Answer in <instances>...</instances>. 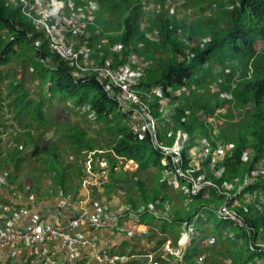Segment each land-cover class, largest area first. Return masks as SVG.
I'll use <instances>...</instances> for the list:
<instances>
[{"label":"trees","instance_id":"16d2710c","mask_svg":"<svg viewBox=\"0 0 264 264\" xmlns=\"http://www.w3.org/2000/svg\"><path fill=\"white\" fill-rule=\"evenodd\" d=\"M3 1L0 0V187L15 184L24 188L23 181L17 182L18 176L11 171L10 162L19 168L28 160L31 145L35 147L33 158L46 166L42 168L53 182L47 193L69 199L83 182L70 187L68 169L76 162L89 164L87 155L94 154L90 169L105 171L99 177L105 191L93 185V196L98 200L105 195L109 200L116 189L127 192L124 201L130 207L128 217L132 218V211L138 213V221L150 226L145 235L157 242L146 253L154 252V258L165 255L164 245L170 238L177 244L183 221L191 219L202 234L188 245L180 264H264V250L248 249L250 239L263 237L264 233V0H184L185 6L192 2L198 6L197 15L173 3L168 5L166 0H92L96 9L78 0L93 16L86 30L94 37L89 42L85 34L71 35L77 41L76 50L87 45L83 59L93 57V65L106 64L107 59L118 68L129 62L132 51L137 54L144 63V72L135 91L157 118L169 111V123L183 128L188 135L183 149L184 172L199 179L202 171H212L207 178L216 186L196 193H186L183 188L189 178L180 177L179 187L169 181L177 168L173 160H165V153L153 146L149 134L141 137L131 130L126 120L129 114L105 91L94 71L86 78L76 75L38 21L24 12V1L9 0L14 8H7ZM142 23L147 25L145 32L141 30ZM109 25L115 26L116 34ZM104 31L111 33L108 38L112 45L107 42L108 46L99 48L94 45V33L98 38ZM27 63L32 65L30 80L38 83L40 92H33L27 79L16 76L17 70L12 69L15 65L25 68ZM154 88H160L162 95L153 92ZM55 100L60 102L63 118L56 116ZM14 118L28 129L23 133L30 139L22 140V132L16 136L13 130L16 147L12 150L3 143ZM55 126L62 133L61 140L43 144L41 139ZM91 130L97 133L95 138ZM197 138L208 143L206 152L198 146ZM162 140L170 146L175 142L171 136L162 135ZM104 145L110 147L106 153L101 151ZM192 147L202 156L198 168L187 160L186 153ZM220 147L225 148L226 155L215 160ZM5 150L10 152L8 156L3 155ZM247 152L253 157L244 162ZM102 155L107 165L100 170L96 162ZM131 160L138 164L136 170L125 167ZM76 168L77 176L83 179V168ZM259 168L260 173L252 175L251 183L236 199L248 207L234 206L246 226L220 215L218 207L228 200L225 182L235 183L236 178ZM35 180L40 185L38 175ZM235 185L231 193L238 191L239 184ZM141 206L145 209L141 210ZM210 236L215 237L213 243L208 241ZM108 249L105 250L112 255ZM128 256L129 260L112 264H147L149 259Z\"/></svg>","mask_w":264,"mask_h":264},{"label":"built area","instance_id":"2783aa9c","mask_svg":"<svg viewBox=\"0 0 264 264\" xmlns=\"http://www.w3.org/2000/svg\"><path fill=\"white\" fill-rule=\"evenodd\" d=\"M12 2H18L19 0H11ZM25 2L24 12L35 18L41 25L43 30L51 37L54 43L57 53L63 60H67L71 63V66L76 70V75L81 78H86L92 71L95 72V76L104 86L105 91L113 97L119 104V106L128 115L127 121L134 133H138L141 137H149L153 143V146L165 153L167 160L169 157L173 160L176 168V172L171 174L169 181L180 186V177L189 178V184L184 186L186 193L198 192L201 189L209 186H216L214 182L207 178L208 173L212 171H202L200 178L195 179L187 175L184 170V156L183 149L185 148L188 140V135L181 127H175L169 120V116L166 115L162 118H157L154 113L149 109L146 102L141 98L140 94L135 91L134 86L141 77V72L134 70L130 66H123L122 68H116L110 65L109 61L106 64L93 65V60L83 59L82 53L87 51V46H82L79 51L76 50V43L70 38L71 35H83L86 31L87 24L93 19V16L88 15L86 12L87 7L76 6L73 0H22ZM90 4L92 9H96L97 5L92 0H82ZM143 30V28H142ZM107 43V42H105ZM115 50H118L117 46ZM192 54H188L190 60ZM136 60V58H135ZM157 95H162L160 88H154ZM71 107H75L71 104ZM84 114H87V107L83 108ZM163 124L171 125L174 127L167 134L160 131V127ZM162 135L169 138L174 137L175 142L172 146L167 145L162 140ZM199 147L203 148V151L208 150V143L202 138L196 140ZM221 150L214 154L215 160H220L225 157L226 150L224 147H220ZM199 150V149H198ZM195 157L198 160H192V155L187 154V160L190 165L198 168L201 165L202 156L196 151ZM193 155V156H194ZM252 154L245 153L243 159L244 162H248ZM214 170V169H212ZM220 169L219 172H222ZM260 173V168L250 172H246L244 176L236 178V182H225L224 188L228 190L227 201L222 203L218 207V213L223 217L238 223L240 226H246L243 219L240 217L239 212L234 207L235 205L247 208V203L236 200L238 195L241 194L244 186L249 185L254 178ZM253 175V176H252ZM173 176V180H172ZM218 176V175H217ZM236 183L239 184L238 191L231 193L232 189L236 188ZM101 184V181H100ZM128 205L120 204L114 206L111 203H100L95 210L86 217L73 216V218L64 221L57 222L55 218L51 216L38 217L35 222L21 226L15 219H10L5 225L0 227V252L6 246H15L19 242L26 244L37 245L42 242H46L50 238L65 239V243L75 247H85L88 245H97L99 240L95 234L88 233L86 230H80V226L84 221L94 226L95 229H100L104 226L111 225L114 221L121 218L128 212ZM141 210L145 209V206L140 207ZM134 217H138L139 214L135 211L131 212ZM198 214L197 216H199ZM131 230L147 232L148 228H142L138 223H131ZM201 231L196 227L194 220L186 219L183 221L180 238L177 244L172 241H168L164 245L165 255L183 256L188 245L191 244L195 237L201 236ZM210 243L215 241V237L210 236L208 238ZM248 249L261 251L264 250V233L263 237H254L249 241ZM148 257L153 260L154 252L147 253ZM106 259L112 261L122 259L120 255H110L108 252L104 256Z\"/></svg>","mask_w":264,"mask_h":264},{"label":"crops","instance_id":"0c3cea01","mask_svg":"<svg viewBox=\"0 0 264 264\" xmlns=\"http://www.w3.org/2000/svg\"><path fill=\"white\" fill-rule=\"evenodd\" d=\"M81 6L86 7L84 3ZM146 27L147 25L142 23L141 30L143 28L142 31L145 32ZM84 34L89 38L88 41L92 42L91 39L94 36L88 30H86ZM94 35V45L98 46L101 42L100 40L104 37L97 38L96 33H94ZM73 40L77 45V41L75 39ZM90 51L94 52V50ZM138 59L139 57L137 54L132 51L130 53L129 62L120 67L130 66L134 70L142 73L144 72V63L139 66L137 64ZM89 60L95 61L93 57H90ZM98 63L100 62L98 61ZM11 149L13 150L14 147ZM131 161L135 163L133 160ZM103 172L105 173V171ZM103 172L100 173L104 175ZM99 177H101V175ZM29 186L31 187L32 183H30ZM47 188L49 187L47 186L46 190H43L41 187L42 191H44L43 195L38 194L36 199H32L29 194H27L25 186L23 189H18L14 184L5 188L0 187V227L5 225L10 219L17 220L18 224L24 227L35 222L38 217L51 216L55 218L57 222L67 221L75 215L86 217L91 214L100 203H108L109 201L105 195L101 199H106L107 201L96 200L91 195L77 196L75 194L67 199L63 196L58 197L53 194H48L47 192L49 190H47ZM100 191L104 192V187L101 186ZM112 198L113 200L116 199V197ZM119 204L114 203L113 205L117 206ZM124 204L128 205L125 201ZM129 208L128 205L127 209ZM138 217L134 218L132 215L130 219L127 212L111 225L104 226L100 229H95L94 226L84 221L80 226V230H86L88 233L95 234L99 240L97 245L75 247L66 244L65 239L60 237L50 238L46 242L37 245L19 242L15 246H6L0 252V264H112V261L104 257L107 252L105 250L106 248H109L108 250L113 252L112 255H120L122 259L129 260L131 257L128 256L129 254L140 258H146L148 255L145 250L153 248L157 242L150 240V238L145 235V233L150 230V226L146 223L139 222ZM133 222L140 224L142 228H148V231L143 232L136 230L137 232H135L131 230L130 225ZM135 233H137L136 237H134ZM168 241H172V238ZM134 250H136V252L133 253ZM181 257L162 255V257L153 258V260L148 257L147 264H180L179 260Z\"/></svg>","mask_w":264,"mask_h":264},{"label":"rangeland","instance_id":"374dc122","mask_svg":"<svg viewBox=\"0 0 264 264\" xmlns=\"http://www.w3.org/2000/svg\"><path fill=\"white\" fill-rule=\"evenodd\" d=\"M181 0H166V4L170 5L171 3H173L174 5H178L181 9H184L186 8V10L192 14V15H197L199 12V9H198V6L195 4L193 5V2L192 3H189L188 6H185V2L184 0H182L181 3H179ZM74 4L76 6H81L82 5V2L81 1H78V0H73ZM195 2H197V0H195ZM3 4L7 7V8H14L15 4H13L11 1L9 0H5L3 1ZM81 4V5H80ZM180 4V5H179ZM176 8L174 7L172 10H175ZM152 14V13H151ZM153 17H155L154 14H152ZM191 22L193 20V18H190L189 19ZM109 28L111 29L112 33L113 34H116V32L113 31V29L115 28V26H111L109 25ZM111 33L108 32V31H104L102 33V36L104 37L102 40H100L101 42L99 43L98 47H103V46H108L105 42H108L110 45H112V41L110 38H108V36L110 35ZM160 35L158 33L155 34V38L156 39H159ZM191 53V52H190ZM142 61L140 60H137V64L139 66H141L143 64V62L141 63ZM27 67L25 68H19V65H15L12 69H16L17 72H16V76H23L24 79H27L26 81L28 82V85L30 86V88L33 90V92H36V91H41L38 87V83L36 82H32L30 80V77L33 76V71H32V65L30 63H27ZM9 82V79L6 80V83L8 84ZM54 104L56 105V107L58 108L56 110V116L57 118H63V114H62V109L59 108L60 107V102L58 100H55ZM71 106V105H70ZM71 109V108H70ZM69 107H66V110L70 111L71 113H73L74 111L71 109L70 110ZM66 112V111H65ZM168 114H169V111L166 113V117H168ZM212 119L214 120V116L212 117ZM5 120L8 121L7 118H5ZM6 121V122H7ZM13 122H10L9 123V130H8V133H6V139L4 141V146L5 148L7 147H13L15 145V138L14 137H11V132L13 130H15L16 132V136L17 134L21 133L22 132V140L24 141H28L30 139V137L26 134V133H23V132H26V129L24 126H21L19 123H18V120L17 119H12ZM172 129H174L173 126L171 125H165L163 124L161 127H160V131L161 132H164V131H167L170 132ZM92 131V130H91ZM90 132V135L92 137H96L97 136V133L96 132ZM63 132V130H62ZM166 133V134H167ZM61 137H62V133L61 131L58 130V127L55 126V128L50 132L48 133L46 136H44L41 141L42 143L44 142L45 144L49 142V140H54L56 142H59L61 140ZM11 138V139H9ZM174 138V137H172ZM175 140V139H174ZM30 143V142H29ZM43 143V144H44ZM65 145H67V143L65 142ZM30 149L28 150L27 152V156H28V160L24 163H22V165L19 167V168H15V163L13 161L10 162V169L13 173H15L18 177H17V182H19V180L23 181V183H25V190L27 192V194H29V196H32L34 194L38 195V194H41L43 195L44 191H42L41 187L43 188V190L45 189L46 190V187H50L52 185V181L51 180H48V173L43 170L42 167L46 168V166L35 160L33 158L34 156V149L35 147L34 146H31L30 145ZM110 149V147H108V145H104V147L101 149L102 153H106V151L108 152ZM70 150V149H69ZM196 148L192 147L189 149V153L190 155H192V160H198V158H196L194 154H196ZM30 151V152H29ZM189 153H186L189 154ZM10 154V152L8 150H5V152L3 153V155L5 156H8ZM77 154H75L76 156ZM194 155V156H193ZM88 158H89V164H85V163H78L76 162L75 165L72 167V168H69L68 169V175L71 176V182H69L70 184V187L73 186V185H78L79 183L83 182V185L80 187V190L79 191H76V194L77 196H88V195H91L93 196L92 194V190H93V185H97V186H101L100 185V181L101 179L99 178V176L101 175L102 177L104 175H102L100 173V171H93L90 169L91 167V162L94 160V154H90L88 153ZM69 158V157H68ZM3 161V159H2ZM99 162V163H98ZM98 162H96L99 166V169L101 170V168L103 166H106L107 165V162L105 161V156L102 155L101 159L98 160ZM36 166H40L39 168L36 167ZM77 166H81L86 174V176L81 179L77 176ZM126 168L130 169L131 171L133 170H136L137 169V164L136 163H133L132 161H129L126 163ZM16 169V170H15ZM103 172V171H102ZM104 173V172H103ZM5 175V174H4ZM39 176L40 177V180H39V184H40V187L38 185V182L35 180L36 176ZM5 179H6V176H5ZM172 180H173V176H172ZM52 183H51V182ZM150 181H148L147 183H149ZM32 183L33 185L30 187L29 184ZM15 185V184H14ZM123 185V184H121ZM15 187H17L15 185ZM19 189V187H18ZM47 190H49V188H47ZM131 191L135 194H137V190L135 188H132ZM112 197H116V199L113 200V198L111 197L108 201V203L111 202V204L113 203H116V204H124V200L127 198V192L124 190H121V189H116L112 194H111ZM94 197V196H93ZM95 198V197H94ZM99 200H102V201H107L106 199H99ZM122 201V202H119V201ZM119 204V205H120Z\"/></svg>","mask_w":264,"mask_h":264},{"label":"clouds","instance_id":"9594fccd","mask_svg":"<svg viewBox=\"0 0 264 264\" xmlns=\"http://www.w3.org/2000/svg\"><path fill=\"white\" fill-rule=\"evenodd\" d=\"M184 9H186V8H184Z\"/></svg>","mask_w":264,"mask_h":264}]
</instances>
